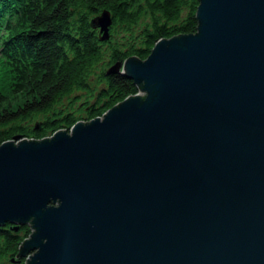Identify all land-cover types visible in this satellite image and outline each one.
Returning <instances> with one entry per match:
<instances>
[{
  "label": "water",
  "instance_id": "obj_1",
  "mask_svg": "<svg viewBox=\"0 0 264 264\" xmlns=\"http://www.w3.org/2000/svg\"><path fill=\"white\" fill-rule=\"evenodd\" d=\"M196 17L109 66L137 93L0 144V225L30 226L26 264H264V0ZM92 23L110 38V9Z\"/></svg>",
  "mask_w": 264,
  "mask_h": 264
},
{
  "label": "trees",
  "instance_id": "obj_2",
  "mask_svg": "<svg viewBox=\"0 0 264 264\" xmlns=\"http://www.w3.org/2000/svg\"><path fill=\"white\" fill-rule=\"evenodd\" d=\"M198 6L199 0H0V52L11 74L10 91L0 88V144L14 134L42 138L70 129L137 93L121 73L102 69L92 81L95 68L106 59L109 66L129 55L145 59L159 39L196 32ZM103 9L113 15L107 40L92 23ZM76 91L87 92L79 106L85 116L59 106ZM38 115L44 119L26 124ZM30 231L28 224L0 225V264H22L11 258Z\"/></svg>",
  "mask_w": 264,
  "mask_h": 264
},
{
  "label": "rangeland",
  "instance_id": "obj_3",
  "mask_svg": "<svg viewBox=\"0 0 264 264\" xmlns=\"http://www.w3.org/2000/svg\"><path fill=\"white\" fill-rule=\"evenodd\" d=\"M115 34H118V35H122V29H118V28H116L115 30ZM109 68V65L107 64V59H106V61L105 62H103L102 64H99L96 68H95V72H94V74L92 75V81H96V79H97V76H98V72H100V70H102V69H108ZM11 74H10V72H9V68H8V66L6 65V63H5V61H4V59H3V57L1 56V52H0V88L1 89H3V92H5V93H7V92H9L10 90H7V85H8V83L10 82V80H11ZM13 95V94H12ZM11 95V96H12ZM85 95H87V92H85V93H83V94H81L80 92H78V91H76L75 93H73L71 96H69V97H66L64 100H63V102H61L60 104H59V106L60 107H63V108H65V109H67L68 107H70V108H72V109H74V110H76L77 111V113L78 114H80V115H84L85 116V111L82 109V110H79V106H84L83 105V103L85 102V98H84V96ZM19 100H21L20 99V95L18 94L17 96H16ZM15 100V99H14ZM16 102V101H15ZM83 102V103H82ZM44 116H42V115H38L37 117H35V118H33V119H31V120H29V121H27L26 122V124H29V123H35L36 121H42L44 118H43ZM81 119H84V120H87V118L86 117H84V118H81ZM53 132H50L48 135H51ZM24 137V136H23ZM30 233H32V229L30 228ZM30 236V234L28 235V236H25L24 237V239L26 238V237H29ZM23 239V240H24ZM23 240H22V242H23ZM22 242H21V244H22ZM20 244V245H21ZM20 248V247H19ZM19 251V250H18ZM36 250H32V251H30V253L28 254V255H30L31 253H33V252H35ZM0 252H1V248H0ZM29 256H22L21 258L20 257H18L17 255L16 256H12V260L13 261H16L17 263H20L21 261H22V264H26V262H27V258H28Z\"/></svg>",
  "mask_w": 264,
  "mask_h": 264
},
{
  "label": "flooded vegetation",
  "instance_id": "obj_4",
  "mask_svg": "<svg viewBox=\"0 0 264 264\" xmlns=\"http://www.w3.org/2000/svg\"><path fill=\"white\" fill-rule=\"evenodd\" d=\"M22 225V224H21ZM20 226V225H19Z\"/></svg>",
  "mask_w": 264,
  "mask_h": 264
}]
</instances>
